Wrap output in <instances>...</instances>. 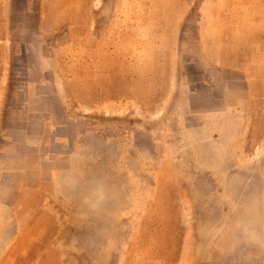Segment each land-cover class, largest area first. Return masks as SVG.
I'll return each instance as SVG.
<instances>
[{"label":"rangeland","instance_id":"rangeland-1","mask_svg":"<svg viewBox=\"0 0 264 264\" xmlns=\"http://www.w3.org/2000/svg\"><path fill=\"white\" fill-rule=\"evenodd\" d=\"M0 264H264V0H0Z\"/></svg>","mask_w":264,"mask_h":264}]
</instances>
